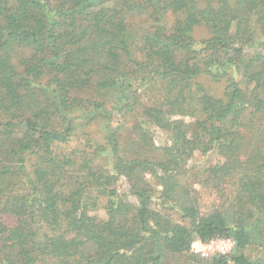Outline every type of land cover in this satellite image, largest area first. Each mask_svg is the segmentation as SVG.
Returning <instances> with one entry per match:
<instances>
[{"label":"trees","instance_id":"trees-1","mask_svg":"<svg viewBox=\"0 0 264 264\" xmlns=\"http://www.w3.org/2000/svg\"><path fill=\"white\" fill-rule=\"evenodd\" d=\"M93 123L102 140L75 144ZM209 152L223 160L203 168ZM198 167L233 186L225 209L202 212ZM217 236L232 253L191 252ZM182 255L264 264V0H0V264Z\"/></svg>","mask_w":264,"mask_h":264},{"label":"rangeland","instance_id":"rangeland-1","mask_svg":"<svg viewBox=\"0 0 264 264\" xmlns=\"http://www.w3.org/2000/svg\"><path fill=\"white\" fill-rule=\"evenodd\" d=\"M135 23V25H141L145 24V20L141 16H136L132 18V23ZM253 50V49H251ZM27 53V51H23L20 53V56H24V54ZM22 54V55H21ZM204 79L205 82L208 84V86L211 88V90L216 94L220 95L224 89V82H214L213 80H210L208 78H201ZM116 119V123H119L121 125V131L124 134L125 137H130L131 133L133 132V113H128L126 115H118ZM103 125V124H102ZM101 125V126H102ZM99 123H93L89 125V127H79L77 130V133L75 134L74 139L75 144L82 145L83 140L86 138L84 133H89L90 138L92 140H102V136L100 133V127ZM153 134L156 141V144L158 146H162L166 143L167 137L166 135L159 130L158 128H153ZM223 158L218 155L216 152H209L205 155L197 154L196 160L197 162H200V166L203 168L208 167L210 164H215L219 161H222ZM197 165V164H196ZM201 167H198L196 169H193L188 173V181L191 185L193 194L196 196V198L199 201L201 210L203 213H207L213 209H225L229 205V202L233 199V186L225 185L223 189H217L213 184V181H207L206 176H202L200 171L203 169ZM195 168V167H194ZM196 172V173H195ZM120 191L122 193L128 191V184L126 179H121L118 182ZM215 187V188H214ZM176 219H179V216L177 214L173 215ZM198 240V239H196ZM195 240V241H196ZM192 252V251H191ZM193 253V252H192ZM250 256H255V252L253 250L247 251ZM188 255H182L177 256V258H170V261L168 263L170 264H184L185 260H187Z\"/></svg>","mask_w":264,"mask_h":264},{"label":"built area","instance_id":"built-area-1","mask_svg":"<svg viewBox=\"0 0 264 264\" xmlns=\"http://www.w3.org/2000/svg\"><path fill=\"white\" fill-rule=\"evenodd\" d=\"M235 246L236 242L231 237L217 236L206 241L196 240L191 251L201 257L210 258L214 255L230 254Z\"/></svg>","mask_w":264,"mask_h":264}]
</instances>
